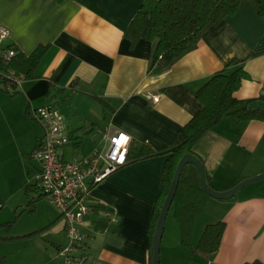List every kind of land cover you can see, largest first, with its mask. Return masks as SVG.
<instances>
[{
	"label": "crops",
	"instance_id": "obj_1",
	"mask_svg": "<svg viewBox=\"0 0 264 264\" xmlns=\"http://www.w3.org/2000/svg\"><path fill=\"white\" fill-rule=\"evenodd\" d=\"M144 1L0 0V25L10 32L5 46L26 58L46 48L33 79L14 90L0 83L3 264H64V222L33 184L40 166L30 155L43 136L34 110L54 106L63 115L70 141L60 151L64 161L105 150L112 131L130 137V150L170 148L201 108L196 92L229 65L228 73L240 67L248 77L235 98L264 111V19L251 4L207 30L194 51L161 71L150 69L152 42L125 38ZM193 154L210 187L229 191L264 174V123L224 117ZM166 158L126 164L92 188L91 211L79 226L87 242L85 264H152L149 224ZM27 186L33 187L30 196ZM173 220L176 227L163 230L160 264H264V181L228 200L210 198L194 222L191 248L181 245ZM219 222L225 225L219 248L204 258L196 252L201 235Z\"/></svg>",
	"mask_w": 264,
	"mask_h": 264
},
{
	"label": "trees",
	"instance_id": "obj_2",
	"mask_svg": "<svg viewBox=\"0 0 264 264\" xmlns=\"http://www.w3.org/2000/svg\"><path fill=\"white\" fill-rule=\"evenodd\" d=\"M247 3L251 4L257 15L264 19V0H145L125 31V38L130 43L139 40L152 42L150 69L157 67L165 71L183 56L194 51L207 30L218 26L225 18L236 15ZM45 50V47H39L28 58L17 54L10 67L24 78L33 79L34 71ZM229 66L214 74L196 92V99L201 108L184 125L170 148L153 151L138 146L128 151L126 164L167 156L160 177V196L149 224L150 237L153 235L161 207L182 156L195 157L193 147L224 117H232L237 121L264 123V111L250 110L246 106L247 101L235 98V92L248 77L240 67L228 73ZM2 69L4 67L0 61V70ZM0 83L4 82L0 80ZM260 99L264 100V96L261 95ZM205 179L207 186L211 188L206 175ZM31 190L33 187H25V194L30 196ZM209 199L210 197L201 189L196 168L186 165L180 175L172 202L173 216L180 228L182 246L191 248L194 222L204 211ZM33 203V200L29 201V205ZM224 227L222 222L207 226L201 235L196 252L204 258L217 252ZM0 264H3L2 258Z\"/></svg>",
	"mask_w": 264,
	"mask_h": 264
},
{
	"label": "built area",
	"instance_id": "obj_3",
	"mask_svg": "<svg viewBox=\"0 0 264 264\" xmlns=\"http://www.w3.org/2000/svg\"><path fill=\"white\" fill-rule=\"evenodd\" d=\"M9 37V30L0 25V61L4 67L0 70V80L9 90H14L25 78L10 67L17 51L5 46ZM147 99L153 103L159 100L153 96ZM32 117L43 130L41 141L30 155L40 166L33 184L64 222L67 243L60 252L64 264H85L87 242L79 226L91 211L90 192L126 165L131 139L123 132L112 131L105 137V150L82 159L64 161L60 151L70 141L61 112L54 106H45L34 110Z\"/></svg>",
	"mask_w": 264,
	"mask_h": 264
},
{
	"label": "water",
	"instance_id": "obj_4",
	"mask_svg": "<svg viewBox=\"0 0 264 264\" xmlns=\"http://www.w3.org/2000/svg\"><path fill=\"white\" fill-rule=\"evenodd\" d=\"M186 165H192L196 168L198 176H199V183H200L201 189L208 197L214 200L231 199L232 197L236 196L237 193H239L243 188H246L253 184L264 181V174H261L253 178L242 181L241 183H239L237 186H235L233 189L229 191L217 192L207 186L204 167L202 163L199 161V159H197L196 157L192 155L182 156L175 170V173H174L171 185H170V189L161 207V210H160V213H159V216H158L155 228H154V233L152 237V264H160V245H161V239H162L165 221H166V218L168 216V213L170 211V208L173 202V198H174V195L177 189L180 175L182 173L183 168Z\"/></svg>",
	"mask_w": 264,
	"mask_h": 264
},
{
	"label": "rangeland",
	"instance_id": "obj_5",
	"mask_svg": "<svg viewBox=\"0 0 264 264\" xmlns=\"http://www.w3.org/2000/svg\"><path fill=\"white\" fill-rule=\"evenodd\" d=\"M65 159H69V156L66 155L65 156ZM173 208H171V210L169 211L168 213V216L166 218V221H165V225H164V228H166L167 232L170 231V226L171 225H174L175 226V222L173 220ZM19 224H16L15 226L12 225V228L13 230L11 232H16V229L18 228ZM176 227V226H175ZM7 233L4 231V230H0V237H4ZM1 240V239H0ZM4 246H2V242L0 241V249L2 250Z\"/></svg>",
	"mask_w": 264,
	"mask_h": 264
},
{
	"label": "snow or ice",
	"instance_id": "obj_6",
	"mask_svg": "<svg viewBox=\"0 0 264 264\" xmlns=\"http://www.w3.org/2000/svg\"><path fill=\"white\" fill-rule=\"evenodd\" d=\"M122 140H123V138H122ZM123 158L121 157V160H122Z\"/></svg>",
	"mask_w": 264,
	"mask_h": 264
}]
</instances>
